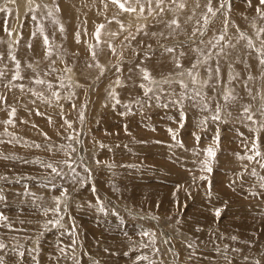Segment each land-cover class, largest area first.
I'll return each mask as SVG.
<instances>
[{
    "label": "rangeland",
    "instance_id": "rangeland-1",
    "mask_svg": "<svg viewBox=\"0 0 264 264\" xmlns=\"http://www.w3.org/2000/svg\"><path fill=\"white\" fill-rule=\"evenodd\" d=\"M8 1L0 264H264V4Z\"/></svg>",
    "mask_w": 264,
    "mask_h": 264
},
{
    "label": "bare ground",
    "instance_id": "bare-ground-1",
    "mask_svg": "<svg viewBox=\"0 0 264 264\" xmlns=\"http://www.w3.org/2000/svg\"><path fill=\"white\" fill-rule=\"evenodd\" d=\"M38 1V0H37ZM39 1H41V0H39ZM64 1V2H63ZM62 2L63 3H66V4H68L69 3V1L68 0H63ZM3 0L2 1H0V5L1 6H3ZM6 3H10L11 4V6H12V8H13V6H15V4H16V7H17V9H18V12L20 13V14H22L23 13V10H24V8H26L28 5L31 7V5L32 4H34V3H38V2H36L35 0H9L8 2H6ZM90 3V2H89ZM93 3V2H92ZM88 5V4H87ZM83 6V5H82ZM15 7V8H16ZM65 7H67V6H65ZM77 7H79V6H77ZM17 9H16V12H17ZM77 9V8H76ZM86 10V9H85ZM87 11V10H86ZM76 13H77V11H76ZM74 13L72 12V15H73ZM88 15V14H87ZM73 16H76V14H74ZM144 19V18H143ZM78 19H75V17L72 19V23H73V26L75 25V26H79L78 24H77V21ZM81 20V19H80ZM146 20V19H145ZM15 22V21H14ZM81 22H82V20H81ZM251 22H252V20H251ZM255 21L253 20V23H254ZM15 24V23H14ZM255 24V23H254ZM219 25H220V22L218 23V28H219ZM16 26V25H15ZM256 26V25H255ZM18 27V26H17ZM16 27V28H17ZM193 27V30L195 29V24L192 26ZM14 29V28H13ZM78 29H79V27H78ZM190 29H192V28H190ZM257 29V28H256ZM13 32L15 33L16 32V29H14L13 30ZM16 34V33H15ZM212 34V33H211ZM204 42V41H203ZM206 42H209V43H211L212 42V40H211V38L210 39H206ZM209 43H207V45H209ZM203 44V43H202ZM206 45V44H205ZM204 45V46H205ZM74 46V45H73ZM203 46V47H204ZM80 47V46H79ZM200 47L201 46H198V47H195V48H192V49H190V50H188V51H185V53L183 52V54L186 56V57H188L189 55H190V52H191V50H200ZM71 48H73V47H71ZM81 48V47H80ZM82 49H84V48H82ZM78 50V49H77ZM172 55H177V53H169L167 56H169V57H171ZM201 76V75H200ZM199 76V78L198 79H200L201 77ZM172 77V76H171ZM185 78V77H184ZM188 78V77H187ZM167 79V78H166ZM198 79H197V81H198ZM187 80V79H186ZM189 81V80H188ZM202 81L204 82L205 81V79L203 78V76H202ZM147 122V121H146ZM151 122V121H150ZM156 124V122H153L152 121V123L150 124H147L148 126H154ZM147 127V126H146ZM148 128V127H147ZM151 128V127H150ZM6 145V144H5ZM183 153V152H182ZM233 162V161H232ZM222 186V185H221ZM241 187V186H240ZM250 189V188H249ZM252 191H253V188H252ZM200 216V215H199ZM237 226H238V228L240 227V228H247V227H245V225H242V224H237ZM247 233V232H246ZM247 242H248V238H246L245 239Z\"/></svg>",
    "mask_w": 264,
    "mask_h": 264
},
{
    "label": "snow or ice",
    "instance_id": "snow-or-ice-1",
    "mask_svg": "<svg viewBox=\"0 0 264 264\" xmlns=\"http://www.w3.org/2000/svg\"><path fill=\"white\" fill-rule=\"evenodd\" d=\"M249 2H250V0H249ZM260 3L261 4H264V0H260ZM169 51H171V49H169ZM262 62H264V61H262ZM38 82L42 83V81H38ZM225 99H228V97L226 96ZM215 118L216 119H219V116H217ZM249 119H251V117H249ZM206 151H207V154H208L209 157H214L215 153H214V151H213L212 148H208ZM256 155H260L259 151L256 152ZM254 158H255L254 156L248 157V159H254ZM203 165H204L203 170H206V171H209V172L212 170L211 167H210V164H209V161L208 160H205L203 162ZM48 167H51V165H48ZM53 170L55 171V169H53ZM217 215H219V210H217ZM0 218H2V214H0ZM144 235H147V233H144ZM0 247H3V245L0 244Z\"/></svg>",
    "mask_w": 264,
    "mask_h": 264
}]
</instances>
